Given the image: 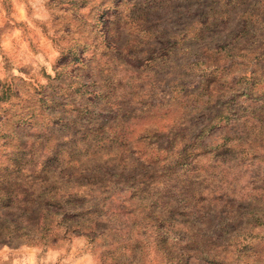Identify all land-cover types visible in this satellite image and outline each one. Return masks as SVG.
Returning <instances> with one entry per match:
<instances>
[{"label": "rangeland", "instance_id": "obj_1", "mask_svg": "<svg viewBox=\"0 0 264 264\" xmlns=\"http://www.w3.org/2000/svg\"><path fill=\"white\" fill-rule=\"evenodd\" d=\"M12 164L0 264H264V0H0ZM67 164L107 171L92 238L42 236Z\"/></svg>", "mask_w": 264, "mask_h": 264}, {"label": "trees", "instance_id": "obj_2", "mask_svg": "<svg viewBox=\"0 0 264 264\" xmlns=\"http://www.w3.org/2000/svg\"><path fill=\"white\" fill-rule=\"evenodd\" d=\"M56 167H58V171L54 176L55 181H53V184L58 185L59 187H53L52 185L47 184L49 180L53 178L50 175L44 179H40V181H33L27 189L30 192L32 189L34 190L38 188L40 190V194H44V197L39 195V197L37 196V201L36 199L33 201L36 205L42 204V207L46 208V213L42 215L43 218L47 215L49 218L54 217L52 218L54 220L53 224L52 221L44 223L45 225L43 224L45 228L48 227V230L42 232V236L56 239L55 237L59 236L60 233L61 237H65L66 234L82 235L89 238L94 237L95 234L98 233L96 228L97 223L95 224V222L102 215L100 208L103 205L104 199L94 196V190L88 189L93 182H82V179L89 177L91 179H96L95 174H103L107 171L95 165H86L81 167V165L67 164L62 167L58 165L54 168ZM37 171H41L44 174H51L48 172L50 171V168L47 166H41ZM52 171H54V169ZM85 174L88 175L85 176ZM10 175H15L16 177L14 178H16V180H20L19 178H21L17 176H22L24 178L31 177L30 172L23 166L21 168L20 165L15 166V164H12L0 168V201L2 199L5 200V205H9L14 202V197L16 195H23L25 193V190H20L17 193L19 188L15 190L16 186L13 187L15 183H10L9 181L6 182V180H4V178ZM63 176L66 177L67 181L65 179H61ZM84 190L92 193H85ZM31 195L32 193L28 194L29 197ZM17 200L19 202L22 201L21 199ZM50 206L51 208H48ZM55 207L62 208L60 216H58V214L53 210ZM168 211L169 210H167V212ZM103 216H105V214ZM63 221L70 222H68V224H63ZM6 222L10 223L9 221ZM87 222L88 225H85V228H80L79 223L86 224ZM4 227L5 225L2 224L0 226V230L4 229ZM59 228H61V231ZM6 229V233L9 235L13 234V228L9 229V227H7ZM26 239L30 238H24L23 240Z\"/></svg>", "mask_w": 264, "mask_h": 264}]
</instances>
